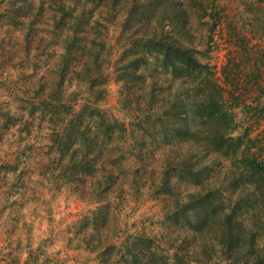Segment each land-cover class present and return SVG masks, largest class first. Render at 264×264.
I'll return each mask as SVG.
<instances>
[{"label":"trees","instance_id":"16d2710c","mask_svg":"<svg viewBox=\"0 0 264 264\" xmlns=\"http://www.w3.org/2000/svg\"><path fill=\"white\" fill-rule=\"evenodd\" d=\"M22 2V7L12 5L5 12L6 23L25 30L30 44L35 19L43 21L50 39L39 52L55 51L56 56L47 65L50 79L39 84L34 96L24 98V113L8 112L5 121L9 128L12 119L26 123L36 113L47 118L43 168L48 173L42 175L59 184H80V199L102 206L118 180L113 168H124L130 161L127 153L141 160L151 147L166 148V167L155 187L171 204L167 221L204 240L172 242L169 264H264V129L252 137L249 124L238 133L243 125L233 109L240 105L242 94L235 93L242 87L241 75L230 73L227 64L224 83L218 82L193 41L191 15L205 16L216 27L220 15L214 3L208 11L211 5L205 6L204 0L192 5L183 0H88L83 8L81 0H61L49 7L53 13L48 27L45 0ZM24 17L32 20L26 24ZM111 28L120 32L113 43L108 39ZM53 44L56 48L51 49ZM261 54L259 78L264 76V50ZM111 78L129 123L109 118L102 107ZM256 84L264 90L262 83ZM74 86L77 92L67 98ZM226 92L237 105H227ZM242 107L254 109L258 125H264V104L244 101ZM218 157L233 167L222 179L216 175ZM6 166L15 170L12 164ZM180 183L193 190L182 193ZM101 208L91 215L105 223L108 213ZM214 224L216 234L209 228ZM134 239L118 246L100 242L90 251L97 252L100 264H168L154 238Z\"/></svg>","mask_w":264,"mask_h":264},{"label":"rangeland","instance_id":"374dc122","mask_svg":"<svg viewBox=\"0 0 264 264\" xmlns=\"http://www.w3.org/2000/svg\"><path fill=\"white\" fill-rule=\"evenodd\" d=\"M40 1L34 0L36 3ZM60 1L45 0L43 14L48 27L53 13L49 7ZM70 1L79 3L78 0ZM183 1L194 4V0ZM85 2L88 0H81L82 8ZM204 3L205 6L211 5L208 11L214 3L220 16L216 27H213L211 22H207V17L199 19L198 13L191 15L194 46L203 52L199 58L213 66L218 82L224 83L222 69L227 64L230 73L241 75L242 87L235 93L242 94L240 105L233 109L236 120L243 125L238 133L252 124L251 136L255 137L262 133L264 125H258L254 109L245 111L242 103L264 104V90H259L256 84L258 81L264 86V76L259 78L258 72L264 50V0H204ZM12 5L22 7L23 2L0 0V264H26V261L29 264H100L97 252L90 251L94 245L103 242V245L118 246L141 235L155 239L159 244L158 252L169 264L172 242L179 244L186 239L195 244L203 243L204 240H198L194 232L174 227L167 221L166 212L171 204L160 196L155 187L166 167L165 155L162 154L166 148L156 150L151 147L141 160H133L135 156L127 153L130 161L124 168H113L118 180L102 206L81 200L77 194L80 184H59L49 180L48 174L42 175L48 169L43 168L48 157L50 127L47 118L36 113L27 118V125L19 121L22 118L12 119L7 128L9 122L6 123L5 115L8 112L17 116L24 113V98L34 96L39 84L50 79L47 65L56 54L55 51L39 52L46 48L50 39L49 31L42 30L45 27L43 21L39 23L35 19L36 32L31 34L30 44L25 30L22 32L6 23L4 14ZM30 20L31 17L25 18L26 24ZM119 33L115 28L109 29V42L113 43ZM54 48L55 44L51 49ZM226 88L232 90L229 86ZM77 90L75 86L70 89L67 98ZM118 90L111 78L108 98L102 107L109 118L129 123L130 115L119 103ZM225 97L227 105H237L228 92ZM217 159L220 172L216 175L222 179L233 171V167L230 161ZM8 164L14 165L15 170H8ZM178 190L187 193L193 187L180 183ZM97 207L108 213L105 223L95 221L91 215ZM209 228L216 234L215 224ZM203 237L210 242L209 233ZM89 240L90 246L87 247Z\"/></svg>","mask_w":264,"mask_h":264}]
</instances>
